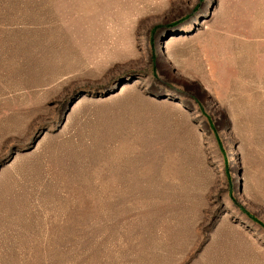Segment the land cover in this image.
I'll use <instances>...</instances> for the list:
<instances>
[{
	"label": "rangeland",
	"instance_id": "374dc122",
	"mask_svg": "<svg viewBox=\"0 0 264 264\" xmlns=\"http://www.w3.org/2000/svg\"><path fill=\"white\" fill-rule=\"evenodd\" d=\"M0 264H264V0H0Z\"/></svg>",
	"mask_w": 264,
	"mask_h": 264
}]
</instances>
